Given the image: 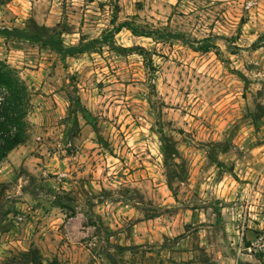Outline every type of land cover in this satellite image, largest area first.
I'll return each mask as SVG.
<instances>
[{
  "label": "rangeland",
  "instance_id": "374dc122",
  "mask_svg": "<svg viewBox=\"0 0 264 264\" xmlns=\"http://www.w3.org/2000/svg\"><path fill=\"white\" fill-rule=\"evenodd\" d=\"M21 5L0 0V27L29 23ZM34 21L61 31L66 45L81 35L100 42L61 58L0 37V60L29 92L27 139L0 162V240L21 243L10 239L18 217L35 219V236L41 211L51 235L5 249L0 264H244L245 256L259 264L264 0H34ZM121 22L195 46L207 38L216 49L112 32ZM135 46L143 54L117 49ZM137 132L159 139V161L151 144L135 159L130 148L117 155ZM116 161L122 170L113 172Z\"/></svg>",
  "mask_w": 264,
  "mask_h": 264
},
{
  "label": "trees",
  "instance_id": "16d2710c",
  "mask_svg": "<svg viewBox=\"0 0 264 264\" xmlns=\"http://www.w3.org/2000/svg\"><path fill=\"white\" fill-rule=\"evenodd\" d=\"M122 27L128 28L134 35H142L152 38H179L186 44H188L194 50L209 51L210 48L216 49L215 44H207V38L199 42L197 46L190 44L188 40L183 38L179 34H175L170 31H160L158 36L150 31L144 29H138L129 26L127 22L118 23L117 26L112 28V32H118ZM62 32L54 29H48L45 25L37 24L33 18H29V23L24 28L18 27H0V37L4 39L16 38L21 41L36 44L41 47H45L61 58L66 56H75L80 53H84L95 48L96 43L100 40L97 38L86 39L84 35H81L77 43L66 45L61 37ZM156 35V36H155ZM118 50L128 51L138 49L140 54H143L144 48L141 46H135V48L118 47ZM0 81L7 84L13 90V101L11 106L12 119L16 122V129L13 131L0 122V162L7 156V154L15 148L17 145L22 144L27 139V110L29 106V92L26 82L21 79L16 69L6 62L0 60ZM7 87L0 91V94L7 92ZM4 114V113H0ZM5 184L0 182V204L2 196L4 195ZM264 209V208H263ZM264 213V210H263ZM264 216V214H263ZM261 264H264L262 260Z\"/></svg>",
  "mask_w": 264,
  "mask_h": 264
},
{
  "label": "clouds",
  "instance_id": "9594fccd",
  "mask_svg": "<svg viewBox=\"0 0 264 264\" xmlns=\"http://www.w3.org/2000/svg\"><path fill=\"white\" fill-rule=\"evenodd\" d=\"M163 23V21H162ZM7 87L9 90L7 92H3L0 94V122L4 123L6 127H8L11 130H15L17 125L14 119H12V112H11V106L14 103L13 101V90L11 87H9L4 82L0 81V91H2L3 88ZM154 120L155 115L150 114L149 119L147 120V126L153 127L154 126ZM115 121H113L114 123ZM176 127L180 125H175ZM165 131H170L169 129H165ZM104 138L108 139L107 133H103ZM144 141L142 144L141 141ZM151 144L153 148V156L157 158V161L160 159V153L158 151V147L160 145V141L157 137H153L151 132L147 133H135L127 142L121 143L119 147L117 148V155L121 157H125L127 155V152L130 148L131 153L133 155V158L137 155H143V150L148 147V145ZM120 148H124V151H120ZM31 150V149H30ZM179 161L177 160V163ZM35 163V162H33ZM33 174H38L40 172L39 169L33 167L30 169ZM121 165L119 161H116L113 166V172L121 171ZM161 171L163 169L161 168ZM61 175H64V173H61ZM26 182V181H25ZM214 191V189H213ZM118 194H113V197H117ZM33 201H28L27 203H24L23 207L21 208V211L27 214L30 210L31 205L33 204ZM35 216H38L40 219L44 220V223L39 225L40 231L35 233V236L33 235V228L36 226L35 219L29 224L27 219L25 217H18L17 218V224L19 228L18 234H13L10 239L11 240H18L21 243L19 244H13L6 240H0V261H4L5 257L3 253L5 252V249L11 250V251H18L21 247H23L25 250H27V245L33 241V239H37V243H44V241H40L38 238L40 236H44L46 240L51 239L50 232L46 228V218L44 216V213L41 211L40 213L35 214ZM27 225V227H26ZM237 256H241L240 251H237ZM245 260L251 259L250 256L242 257ZM8 264H20L19 261H13L11 257L8 258ZM235 264V261L233 262Z\"/></svg>",
  "mask_w": 264,
  "mask_h": 264
},
{
  "label": "crops",
  "instance_id": "0c3cea01",
  "mask_svg": "<svg viewBox=\"0 0 264 264\" xmlns=\"http://www.w3.org/2000/svg\"><path fill=\"white\" fill-rule=\"evenodd\" d=\"M21 3H22V5H21V8H25V7H27V5H29V14H28V16H30V17H32L33 19H34V0H21ZM33 73L31 74V80H32V82H31V84L33 85V88H34V71H32ZM198 209L197 208H192V215H196V211H197ZM207 227H210V228H212L211 226H207ZM246 246V245H245ZM219 248V247H218ZM221 249V248H220ZM263 255H261V254H258L259 256L261 255V258L260 259H258V261H259V264H261V262H262V260H264V253H262ZM258 256V257H259ZM246 257V256H245ZM256 258V257H255ZM245 261H251V263H252V261L253 260H245V259H243L242 260V262L245 264ZM252 264H256L255 262H253Z\"/></svg>",
  "mask_w": 264,
  "mask_h": 264
},
{
  "label": "built area",
  "instance_id": "2783aa9c",
  "mask_svg": "<svg viewBox=\"0 0 264 264\" xmlns=\"http://www.w3.org/2000/svg\"><path fill=\"white\" fill-rule=\"evenodd\" d=\"M249 247L248 248H250V245H248Z\"/></svg>",
  "mask_w": 264,
  "mask_h": 264
}]
</instances>
